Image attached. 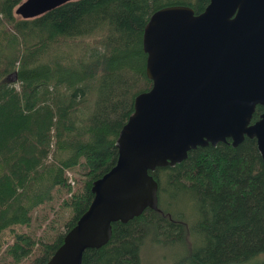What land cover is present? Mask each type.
<instances>
[{"label":"trees","instance_id":"obj_1","mask_svg":"<svg viewBox=\"0 0 264 264\" xmlns=\"http://www.w3.org/2000/svg\"><path fill=\"white\" fill-rule=\"evenodd\" d=\"M21 1L0 0V234L12 237L0 243V264H46L89 205L93 180L114 164L134 96L151 86L149 15L172 4L198 13L209 0H67L29 18L15 13ZM90 42L101 48L86 55ZM149 172L158 208L113 221L82 264H144L145 248L159 243L187 248L186 263L264 264V159L254 137L198 145Z\"/></svg>","mask_w":264,"mask_h":264},{"label":"water","instance_id":"obj_2","mask_svg":"<svg viewBox=\"0 0 264 264\" xmlns=\"http://www.w3.org/2000/svg\"><path fill=\"white\" fill-rule=\"evenodd\" d=\"M67 0H22L15 13L34 17ZM142 48L151 86L137 93L120 127L114 164L92 182L93 197L46 264H82L105 244L113 221L158 208L149 170L174 165L198 145L245 136L264 159V0H209L195 13L165 5L148 17ZM257 104L263 105L252 121Z\"/></svg>","mask_w":264,"mask_h":264},{"label":"rangeland","instance_id":"obj_3","mask_svg":"<svg viewBox=\"0 0 264 264\" xmlns=\"http://www.w3.org/2000/svg\"><path fill=\"white\" fill-rule=\"evenodd\" d=\"M89 48L87 49V53L90 51V48H101L100 46H96L92 42L89 43ZM76 47L73 44H68V50H74ZM15 79V74L11 73L9 75V80L13 81ZM17 84V83H16ZM93 98L90 101L89 108L91 110L92 104H93ZM169 191L167 194H165V200L166 202H169ZM180 199V198H179ZM175 200L173 202H170V204L174 206H180L181 200ZM32 227L36 226V222H32ZM16 228H19L20 230H27L28 228L25 226H17ZM3 238L11 239L12 237L8 233V230L5 229L0 234V243L2 242ZM3 245L0 248V259H1V253L3 251ZM187 248L179 245V244H151L148 245L144 250V264H191L186 263L185 256H186ZM258 258L264 259V252H261L259 255H257ZM183 259V260H182ZM242 264H249L248 262L242 263Z\"/></svg>","mask_w":264,"mask_h":264}]
</instances>
